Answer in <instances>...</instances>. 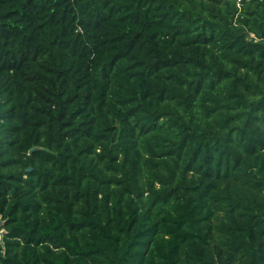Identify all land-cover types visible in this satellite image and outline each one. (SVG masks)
<instances>
[{
	"label": "trees",
	"instance_id": "1",
	"mask_svg": "<svg viewBox=\"0 0 264 264\" xmlns=\"http://www.w3.org/2000/svg\"><path fill=\"white\" fill-rule=\"evenodd\" d=\"M0 217V264H264V0H0Z\"/></svg>",
	"mask_w": 264,
	"mask_h": 264
},
{
	"label": "water",
	"instance_id": "2",
	"mask_svg": "<svg viewBox=\"0 0 264 264\" xmlns=\"http://www.w3.org/2000/svg\"><path fill=\"white\" fill-rule=\"evenodd\" d=\"M28 170L30 169V167H28L27 168ZM2 220H1V217H0V226L2 225ZM3 233H4V230H0V244H1V246H4V244H3Z\"/></svg>",
	"mask_w": 264,
	"mask_h": 264
}]
</instances>
